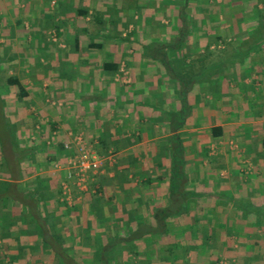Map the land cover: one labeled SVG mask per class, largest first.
<instances>
[{
	"label": "crops",
	"instance_id": "0c3cea01",
	"mask_svg": "<svg viewBox=\"0 0 264 264\" xmlns=\"http://www.w3.org/2000/svg\"><path fill=\"white\" fill-rule=\"evenodd\" d=\"M232 3L0 0V264H264V3Z\"/></svg>",
	"mask_w": 264,
	"mask_h": 264
},
{
	"label": "built area",
	"instance_id": "2783aa9c",
	"mask_svg": "<svg viewBox=\"0 0 264 264\" xmlns=\"http://www.w3.org/2000/svg\"><path fill=\"white\" fill-rule=\"evenodd\" d=\"M64 148L74 151L73 157L68 160L70 168L68 178L73 179L76 177L77 187L82 191H87L91 175H96L100 172L105 166V161L98 156L84 134L74 135L73 140L66 143ZM63 189L65 194L70 196V190L67 185H64Z\"/></svg>",
	"mask_w": 264,
	"mask_h": 264
},
{
	"label": "trees",
	"instance_id": "16d2710c",
	"mask_svg": "<svg viewBox=\"0 0 264 264\" xmlns=\"http://www.w3.org/2000/svg\"><path fill=\"white\" fill-rule=\"evenodd\" d=\"M185 1V6L183 7V8H181L180 10H179V13H185V12H187V11H189L190 13H197V11H199V7H200V1L201 0H184ZM213 2H215L216 3V1L217 0H212ZM232 1H234V3H232L233 4V7H232V9H231V12H232V10L234 11L233 12V14L235 15H238V14H241L240 12H238V11H236V9L237 8H234L235 6H241V4L243 3V2H246V4H245V8L242 10V14H244L245 16V20H247V19H249V18H251V19H254L255 17H254V15L253 14H256L258 11H257V9L256 10H252V11H250V9H249V6H248V3H249V1H251V0H223V4H225V6L224 7H222L223 9V11H226L228 8H226L227 7V5L226 4H228L229 2H232ZM252 1H254V0H252ZM256 1V0H255ZM258 1H261V2H263L264 3V1L263 0H258ZM241 3V4H240ZM195 8V9H194ZM198 9V10H197ZM85 13H87V12H85V11H81V14H85ZM238 13V14H237ZM251 13V14H250ZM235 15V16H236ZM242 17H243V15H242ZM255 21L256 22H258V23H260V22H262V21H264V15H262L261 16V19L259 20V19H255ZM236 22V24H237V26H239V23L237 22V21H235ZM234 21H230V23H235ZM187 24V22H185V21H183V29L186 27L185 25ZM264 24V23H263ZM230 25V24H229ZM235 25V24H234ZM262 29V28H261ZM263 29H264V27H263ZM259 44V43H258ZM257 44V45H258ZM12 80V83H14V84H12V85H16V86H18V88L20 89V82L18 81V79H11ZM182 85H180L181 86V90H182V93H183V96L184 95H187L188 94V86L185 84V82L184 81H182ZM21 90V89H20ZM23 91H21V93H22ZM179 117H181V114L179 115ZM183 124V123H182ZM181 126V125H180ZM182 128V127H181ZM177 129H179V128H177ZM218 131H221V129L220 128H217V129H214V132H215V134L216 133H219ZM179 170H180V163H179V160H178V157H177V162H176V159H174V166H173V173H175L176 174V172H179Z\"/></svg>",
	"mask_w": 264,
	"mask_h": 264
}]
</instances>
